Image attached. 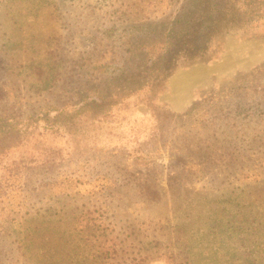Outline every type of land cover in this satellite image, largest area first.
Returning <instances> with one entry per match:
<instances>
[{
  "label": "rangeland",
  "instance_id": "374dc122",
  "mask_svg": "<svg viewBox=\"0 0 264 264\" xmlns=\"http://www.w3.org/2000/svg\"><path fill=\"white\" fill-rule=\"evenodd\" d=\"M0 264H264V0H0Z\"/></svg>",
  "mask_w": 264,
  "mask_h": 264
},
{
  "label": "trees",
  "instance_id": "16d2710c",
  "mask_svg": "<svg viewBox=\"0 0 264 264\" xmlns=\"http://www.w3.org/2000/svg\"><path fill=\"white\" fill-rule=\"evenodd\" d=\"M212 18V12H207L205 19L210 20L213 24L202 28L204 21L192 27L194 25L192 23L193 16L189 18L180 16L176 25L166 32L163 37L159 33L160 37L157 39L148 38L147 35L140 39L141 41H138L131 48L130 56L137 57L141 64L144 63V72H147L150 68L153 72H158V77L152 83L139 84L138 82L135 88L130 87L129 94L134 95L142 89L156 88L159 85V78L164 76V73L174 70L181 63H194L196 59L202 58L205 54L201 55L200 51L208 49L209 42L216 34L213 25H216L217 22H214ZM152 71L148 75H151Z\"/></svg>",
  "mask_w": 264,
  "mask_h": 264
}]
</instances>
